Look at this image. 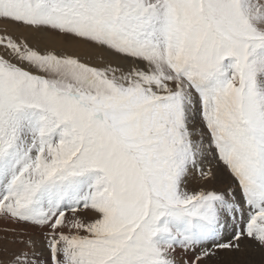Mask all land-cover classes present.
<instances>
[{
	"label": "snow or ice",
	"instance_id": "obj_1",
	"mask_svg": "<svg viewBox=\"0 0 264 264\" xmlns=\"http://www.w3.org/2000/svg\"><path fill=\"white\" fill-rule=\"evenodd\" d=\"M245 240L264 264V0H0V264Z\"/></svg>",
	"mask_w": 264,
	"mask_h": 264
},
{
	"label": "rangeland",
	"instance_id": "obj_2",
	"mask_svg": "<svg viewBox=\"0 0 264 264\" xmlns=\"http://www.w3.org/2000/svg\"><path fill=\"white\" fill-rule=\"evenodd\" d=\"M246 242L247 240L242 244V250L245 252L240 251L238 252L239 255H237V252H232L230 254L228 252H221L219 254V259L214 261L213 264H260V254L256 250H254V247L251 245L250 241H248V243Z\"/></svg>",
	"mask_w": 264,
	"mask_h": 264
},
{
	"label": "bare ground",
	"instance_id": "obj_3",
	"mask_svg": "<svg viewBox=\"0 0 264 264\" xmlns=\"http://www.w3.org/2000/svg\"><path fill=\"white\" fill-rule=\"evenodd\" d=\"M66 51H67V53L68 54H76V55H79V56H81V58H83V59H86V60H88L89 62H95V63H99L100 62V60L102 59L101 57H99V56H94V54H92V53H90V52H88L87 50H84V49H79V48H75V47H68L67 49H66ZM246 241V240H245ZM246 243H248V241L246 242ZM244 246H245V244H244ZM247 246V245H246ZM244 248H246V247H244ZM248 248V247H247ZM242 249H243V246H242ZM250 249V248H249ZM246 250V249H245ZM255 250V249H254ZM243 251V250H242ZM249 251V250H248ZM243 252H245V251H243ZM230 254V253H229ZM235 254V253H234ZM253 254V253H252ZM237 255H239L238 254V252H237Z\"/></svg>",
	"mask_w": 264,
	"mask_h": 264
}]
</instances>
